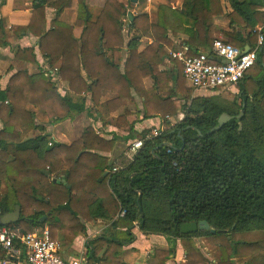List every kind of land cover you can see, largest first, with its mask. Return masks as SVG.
Returning <instances> with one entry per match:
<instances>
[{
    "label": "trees",
    "instance_id": "trees-1",
    "mask_svg": "<svg viewBox=\"0 0 264 264\" xmlns=\"http://www.w3.org/2000/svg\"><path fill=\"white\" fill-rule=\"evenodd\" d=\"M86 1L33 0L30 22L11 27L17 37L38 38L46 68L31 74L18 70L5 87L0 84V215L20 207V219L7 227L22 233L47 228L51 239L70 243L86 233L82 219L109 222L110 235L90 240L86 248L92 264H123V247L136 238L135 224L167 243L154 249L146 264H168L178 242L184 264H264V45L231 99L192 97L178 65L174 82L184 97L173 100V93L163 95L160 80L169 74L158 68L167 58L165 47L178 38L188 55L209 52L216 39L215 18L227 20L223 40L253 49L259 32L264 35V0H182L180 7L159 5L154 19L147 14L130 19L129 0H106L97 12ZM72 7L75 19L68 23L61 14ZM47 8L54 10L49 25ZM75 28L81 29L77 36ZM145 38L151 43L139 50ZM8 44L0 20V49ZM14 57L37 63L34 47H17ZM58 60L61 65L54 70ZM146 77L154 79L152 89L143 88ZM59 81L66 83L65 93L59 92ZM105 90L117 96L102 102ZM132 91L145 97V117L158 115L166 127L155 137L143 131L142 146L132 158H120L118 166L100 154L112 151L115 138L101 137L93 126L69 145H49L44 125L36 122L35 109L49 123L74 120L87 110V93L104 122L132 98ZM222 113L230 120L208 134ZM124 117L121 123L127 124ZM173 159L178 167H172ZM107 166L116 171L105 172ZM122 210L125 214L118 216ZM201 220L215 232H180L182 223Z\"/></svg>",
    "mask_w": 264,
    "mask_h": 264
},
{
    "label": "crops",
    "instance_id": "crops-1",
    "mask_svg": "<svg viewBox=\"0 0 264 264\" xmlns=\"http://www.w3.org/2000/svg\"><path fill=\"white\" fill-rule=\"evenodd\" d=\"M0 0V20L2 21L4 30L6 32L8 38V46L0 49V72H2V77L0 80V84L2 87H5L9 78L12 74L17 72L18 70H27L28 73H33L40 66L42 68H46L45 60L42 58V55L38 49L37 41L38 38L35 35L27 34L22 37H17L13 34L11 27L19 26V25H27L30 22L32 15V6L33 0H5L4 3L1 4ZM95 0H87L86 2L90 7L94 8ZM101 1V0H98ZM102 2V1H101ZM100 2V3H101ZM170 6L172 7H180L182 0L170 1ZM99 3V2H98ZM133 12L131 15H134ZM54 16V10L52 8H47L46 10V18L47 25H49L51 18ZM61 19L68 22L73 23L75 19V9L72 7L71 9H66L61 14ZM154 19V18H153ZM214 25V35L216 39H223L221 35L222 29H227V20L224 17L215 18L213 21ZM128 25V22H126ZM81 29L75 28V35H79ZM128 31V30H127ZM179 38L174 40V45L172 47H165V51L167 54V58H162V62L159 65V71H166L169 75L167 77H160L161 82L163 83V95L168 96L173 93L172 99H177L178 102L182 101L184 97V93L180 92L179 88L174 82V72L175 69L178 68L177 62H175L170 53L179 50L181 48H185L179 43ZM126 41V40H125ZM151 43V40L143 39L140 41L138 49L141 50L145 47V42ZM127 42V41H126ZM17 47L26 48V47H34V53L36 56V64H32L26 61L18 60L14 57V51ZM247 46H245L246 48ZM244 48V49H245ZM123 52V60L126 58L128 49L126 46L122 49ZM201 52V51H199ZM205 52V51H203ZM61 65V60H58L54 64V70H57ZM8 66H12V70L7 73L6 69ZM181 67V66H180ZM182 68V67H181ZM183 74V73H182ZM173 76V77H172ZM177 76V75H176ZM154 79L152 77H146L143 79V88L148 90L154 87ZM186 87H189L184 84ZM58 86L62 90L61 93H65L67 90L66 83L63 81L58 82ZM141 90V89H140ZM219 92H207V91H194L192 92V97L198 96H210V95H218ZM90 93L85 94L86 96V112L80 114L74 120H66L59 123L47 124L50 129H48L49 137L52 142L61 143L64 145H69L75 140H78L85 127L93 126L96 130L97 134L106 139L115 138V144L112 151L109 152H101L100 154L103 156H107L110 159V162L113 164L122 157H128V147L132 141L139 140L140 134L145 130H153L154 128H161V130L165 129L164 121L158 116L155 115L150 118H146L143 111V102L145 97L142 94H139L138 91H132L131 99H124L120 108L116 111L112 112L109 117L102 122L99 119V114L97 109L93 107L91 100L89 99ZM103 95H101V101H108L114 99L117 95L115 93H111L110 91H103ZM183 102V101H182ZM127 113V114H126ZM125 114V117H124ZM124 117L123 120L127 122V124H122V119L120 117ZM35 117L36 122L39 124H43L47 120V116L45 113L40 111L39 109H35ZM183 117V113L179 112L178 119ZM172 117H167V122L169 124L175 123L172 121ZM44 125V124H43ZM173 125V124H172ZM46 126V125H45ZM164 127V128H163ZM50 131V132H49ZM33 135L37 134V132H33ZM130 134H133V137L130 138ZM50 143V142H49ZM111 166V165H110ZM110 166H107L105 172L110 171ZM86 227V233L84 235L78 236L72 242H65L61 239H56L61 243V255L65 259H72L78 255L81 250L86 251L87 254V246L90 240H93L96 237H99L103 234L109 236L110 235V223L103 222L101 220H84L82 219ZM40 228V227H38ZM34 229V228H33ZM132 232L135 235V241L124 246L122 251V263L123 264H146L147 259L150 254L156 248H167L166 240L161 235H153L143 234L138 225L135 224ZM176 248V256L173 259L172 257L169 259L168 264H183L185 263V258H179V254L183 251V255L185 257V252L181 248L180 243ZM104 250L100 253V257H102ZM181 259V260H179Z\"/></svg>",
    "mask_w": 264,
    "mask_h": 264
},
{
    "label": "built area",
    "instance_id": "built-area-1",
    "mask_svg": "<svg viewBox=\"0 0 264 264\" xmlns=\"http://www.w3.org/2000/svg\"><path fill=\"white\" fill-rule=\"evenodd\" d=\"M263 45L264 35L259 32L255 47L246 51L219 38L214 40L209 52L188 55L186 48H181L171 52L170 56L181 65L184 79L193 91L217 92L219 89L237 85L256 63L257 52ZM219 58L225 62L218 61ZM161 132V129L154 128L148 137L158 136ZM141 146V140L132 141L128 147L129 158ZM167 153H172V150L168 149ZM171 165L178 167V162L173 159ZM110 171L114 172L116 168ZM124 214L125 211L122 210L118 216ZM60 250L61 243L50 238L47 228L35 227L29 233H22L0 226V264H92L84 250L72 259H65Z\"/></svg>",
    "mask_w": 264,
    "mask_h": 264
},
{
    "label": "rangeland",
    "instance_id": "rangeland-1",
    "mask_svg": "<svg viewBox=\"0 0 264 264\" xmlns=\"http://www.w3.org/2000/svg\"><path fill=\"white\" fill-rule=\"evenodd\" d=\"M102 1V2H101ZM101 1H98V0H95L94 1V8L93 7H91L92 8V10L94 11V12H97V10L99 9V8H101V6L103 5V2H105L106 0H101ZM137 2L135 3H131L130 1H129V3L127 4V13H128V15L129 14H132L133 12H135L134 13V15H139V14H147L148 16H149V18H151V19H153L154 17H155V15H156V12H157V8H158V6L159 5H161V4H165L166 3V5H168V6H170V1H175V0H142V1H139V0H136ZM99 2V3H98ZM101 2V3H100ZM89 5V4H88ZM75 9V8H74ZM127 25V23H126V21H124V26H123V34H124V37H125V40L127 41L128 39V26H126ZM146 39V38H145ZM221 39V38H220ZM146 40H148V39H146ZM146 44L148 43V41L147 42H145ZM145 44V45H146ZM163 58V57H162ZM165 58V57H164ZM185 80V79H184ZM185 83H186V85H189V83L185 80L184 81ZM58 90H59V92H61L62 90L60 89V87L58 88ZM194 92V91H193ZM217 92H219L218 94H220V96L221 97H224V98H227V99H231L233 96V94H234V92H235V86H229V87H227V88H225V89H223V90H220L219 89V91H217ZM173 122L174 121H176L174 118H173V120H172ZM49 122H48V117H47V120L43 123L44 124V127H45V133H47L48 135H49V133L47 132L48 131V129H50L49 127H48V124ZM42 124V125H43ZM49 124H54V123H49ZM173 124V123H172ZM46 125V126H45ZM164 128V127H163ZM161 129V128H160ZM50 132V131H49ZM29 135H33V134H29ZM48 139H49V141H50V143H52V141H51V138L50 137H48ZM49 145H51V144H49ZM127 157V156H126ZM128 158H129V156H128ZM119 161H121V160H117L114 164H115V166H118V163H119ZM167 244V243H166ZM198 246L199 247H201V250H203V252L205 253L206 252V249H205V247H203V245H202V242L200 241V240H198ZM206 254V256L207 257H209V255L207 254V253H205ZM175 256H176V254H175ZM175 256H173L172 258L174 259L175 258ZM182 257H183V251H181L180 252V254H179V258H181L182 259ZM181 259H179V260H181ZM176 264H177V262H176ZM181 264H183V261L181 262Z\"/></svg>",
    "mask_w": 264,
    "mask_h": 264
},
{
    "label": "water",
    "instance_id": "water-1",
    "mask_svg": "<svg viewBox=\"0 0 264 264\" xmlns=\"http://www.w3.org/2000/svg\"><path fill=\"white\" fill-rule=\"evenodd\" d=\"M129 1L131 3L137 2L136 0H129ZM128 17L131 19L132 15L129 14ZM249 49H250V47L247 46L244 49V51L249 50ZM218 61H220L222 63L225 62V60H222L220 58L218 59ZM242 114H243V111H241L237 117H241ZM230 118H231V116H229L228 114L222 113L217 120V125L215 127H213L208 132V134L212 133L216 130H219L228 120H230ZM165 145L170 146L167 143H165ZM19 219H20V207L18 205H16L12 212H9V213H6V214H3L0 216V225L1 226H7L11 223H15V221L17 222V220H19ZM44 219H45V217H42L41 221H43ZM198 230H209L212 233L215 232V230L210 228L209 224L204 220H201L198 222H185V223H182L180 225V232L182 234H191V233L197 232Z\"/></svg>",
    "mask_w": 264,
    "mask_h": 264
}]
</instances>
